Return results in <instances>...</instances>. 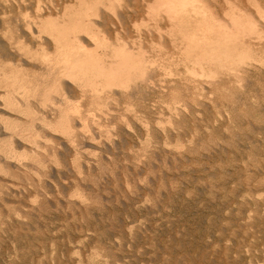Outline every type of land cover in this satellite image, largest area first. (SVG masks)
<instances>
[{
	"label": "rangeland",
	"instance_id": "374dc122",
	"mask_svg": "<svg viewBox=\"0 0 264 264\" xmlns=\"http://www.w3.org/2000/svg\"><path fill=\"white\" fill-rule=\"evenodd\" d=\"M18 12L0 7V52L12 66ZM251 71L244 88L219 91L212 105L190 106L171 122L162 115L158 128L150 109L149 130L102 119L113 147L79 138L78 151L48 133L19 139L0 110V264H264V70ZM105 130L91 136L103 140Z\"/></svg>",
	"mask_w": 264,
	"mask_h": 264
},
{
	"label": "bare ground",
	"instance_id": "6f19581e",
	"mask_svg": "<svg viewBox=\"0 0 264 264\" xmlns=\"http://www.w3.org/2000/svg\"><path fill=\"white\" fill-rule=\"evenodd\" d=\"M10 3L19 10L17 42L9 43L19 63H5L0 52V110L16 138L48 133L76 149L79 138L113 147L110 127L149 130L144 109L158 114L156 122L166 114L168 121L190 106L211 104L219 91L242 87L249 71L264 70V0H0V7ZM12 117L25 121L15 124ZM102 119L114 121L110 129H102ZM103 130V140L91 136Z\"/></svg>",
	"mask_w": 264,
	"mask_h": 264
}]
</instances>
